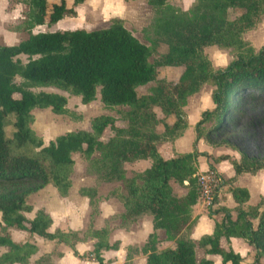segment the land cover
Listing matches in <instances>:
<instances>
[{"label": "trees", "instance_id": "16d2710c", "mask_svg": "<svg viewBox=\"0 0 264 264\" xmlns=\"http://www.w3.org/2000/svg\"><path fill=\"white\" fill-rule=\"evenodd\" d=\"M27 4L23 28L27 38L13 45H0V264H43L52 253L30 262L35 247L29 242L16 243L9 229L23 230L47 240H55L74 248L77 242L95 239L93 253L100 259L102 250L116 249L118 242L108 240V221L95 229L93 223L100 212L102 198L97 183L121 182L108 196L123 206V222L127 229L148 215L153 231L140 246L126 249L125 264H132L134 254L145 255L147 264H214L207 256L220 258L221 264H242L243 257L230 245V238L242 239L253 250V261L264 259V196L254 205H246L250 198L247 188L234 185L243 173L256 174L264 170V155L249 157L240 154L238 160L223 154L212 158L218 164L228 160L234 170L232 177L221 181L235 203L233 208L208 205V217L221 213L212 232L194 240L191 231L196 224L192 207L200 195L196 162L199 140L218 146L209 139L208 130L200 126L214 119L220 124L234 109L236 97L248 89L264 91V45L254 50L244 39L247 31L256 28L264 13V0H192L188 9L167 5L166 0H148L153 19L148 27L151 45L140 42L116 17L101 29L56 30L32 33L40 25H53L75 9L66 0L48 4V0H20ZM74 5L83 0H72ZM241 11L228 19L229 11ZM165 44L166 50L152 60V48ZM229 51L232 59L225 67L215 68L204 52L207 47ZM26 55L23 63L19 55ZM182 67L176 82L158 77L160 67ZM19 77L21 81L17 82ZM154 83L151 92L139 95L137 88ZM213 86L212 110H205L195 124L194 151L180 152L164 158L159 145L173 143L183 136L188 123L183 107L188 96L202 86ZM54 87L79 96L83 104L91 103L99 91L105 107L126 106L120 117L96 116L90 129L69 131L57 135L44 145L35 133L32 110L50 108L55 114H68L67 99L55 92H33L31 88ZM158 107L165 119L163 131L155 127L163 119L157 117ZM13 117L14 131L5 136L4 123ZM121 121V122H120ZM218 126V125H217ZM215 125L214 128L217 127ZM97 152L98 156L93 157ZM80 153L88 162V172L96 184L82 186L78 193L88 199L89 211L84 229L76 232L59 228L48 231L51 218L44 210H37L32 218L28 197L53 186L66 197L74 170L73 154ZM149 160V167L133 176H126L124 164ZM209 170L216 173L213 165ZM185 189L176 195L172 183ZM217 202L216 196L212 204ZM246 205V206H245ZM162 230L160 240L156 231ZM163 242L170 243L161 248ZM196 247L204 256L196 257ZM57 253L55 250L52 251Z\"/></svg>", "mask_w": 264, "mask_h": 264}, {"label": "rangeland", "instance_id": "374dc122", "mask_svg": "<svg viewBox=\"0 0 264 264\" xmlns=\"http://www.w3.org/2000/svg\"><path fill=\"white\" fill-rule=\"evenodd\" d=\"M54 1L57 0H48V4H51ZM166 3L167 5L186 10L191 5L192 0H166ZM66 5L75 9L74 16L66 15L53 25L36 26L31 30V32L37 33L56 30L101 29L107 27L111 23L112 18L118 17L122 19L123 26L128 29L140 42L147 46L151 45L150 40L152 35L150 32L148 33V27L153 19V9L148 3V0H83V2L78 5H74L72 0H66ZM26 10L27 4L20 0H0V45H8L9 43L13 45L14 43L11 41L17 43L27 38L29 31L23 28V22L25 21L24 12ZM240 13L241 11L238 10H230L227 13V18L233 19L239 16ZM7 38L8 40H6ZM243 39L254 50H258L262 45H264V13L262 14L260 22L256 28L244 33ZM165 50V44H159L156 46V48H152L153 55L150 60L157 56V54L163 53ZM204 52L207 54L215 68L225 67L232 59V55L229 51L219 50L214 46L205 48ZM20 58L23 63H26V55H21ZM182 71V67L164 66L160 67L158 77L170 82H176ZM16 81L19 82L21 80L19 77H17ZM153 86L154 83L140 86L137 88V93L139 95L148 94L151 92ZM31 90L33 92H39L43 90L46 92H55L60 95H64L67 99L66 108L71 112V115H68L55 114L50 108H35L32 110L34 121L31 124V127L37 135L43 138L44 145H46L49 140L54 139L57 135L69 131L91 130L90 121L93 117L111 116L113 118H119V111L127 110L126 106H116L110 108L105 107L100 101L99 91H97L95 100H93L91 103L83 104L79 96L54 87H35L31 88ZM212 90V85L205 84L201 87L198 93L187 97L186 104L183 107L188 123L187 129L185 130L183 136L177 139L175 144L174 142H167L168 144L166 145L168 146H165V143L160 144V154L166 156L173 154L174 156L176 153L194 151V127L197 121L201 118V113L205 110L210 111L214 107L211 100ZM154 112L157 117H163L158 107L154 108ZM13 121V117H7L5 119L4 130L6 137H10L14 131ZM165 121L167 120L165 117H163L161 122L155 127V131L157 133L163 131ZM167 122L169 123L170 121ZM215 125L218 126L214 128ZM200 129L203 132L208 130L209 139L218 146L213 147L203 139L198 141V151L204 152L207 155H199L197 157V175L201 176L205 175V173H212V171L209 170V165L211 164L214 167H218V170L215 168V171L219 176L232 177L234 170L228 160H224L218 163V166H216V164L212 162V158L226 154L231 158L238 160L240 158V154L242 153L253 158L262 157L264 155V91H258L257 89L244 90L236 97L233 111L223 118L220 124H215L214 119H210L209 121L203 123L200 126ZM92 155L93 157H97L98 153L94 152ZM72 156L75 164L73 173L71 175V184L73 180L74 188L79 189L83 185L86 187L95 185V176L88 172V162L84 159L83 155L80 153H74ZM147 161L150 163L149 160ZM146 166L147 164L143 162H126L124 164L126 176H133L135 173L144 170ZM261 182L264 183V170H259L254 175L243 173L238 177V183L236 182L235 185L243 187L245 186L250 193V199L246 205L256 204L261 196L264 195L262 192H260V190H258ZM172 185L176 195L179 196L185 193V189L179 187L175 182H173ZM96 186L97 194L102 198V200L110 199L114 203V205L110 204V208L108 209H113V214L111 216L116 217L108 221V228H119L120 224L124 220L120 215L123 212V206L115 197L108 196V194L115 187L123 188L122 183L118 181L100 182L97 183ZM53 191L55 193L54 189ZM214 195L217 198V202L213 204H207V201L199 199V201H203L202 206L198 207L201 209V213L206 212L207 214L208 205H211L212 207H234L235 203L231 198L230 193L227 191L226 185L223 183L220 191L218 190V192ZM34 199V195H30L27 199V202L33 203ZM33 213L34 212L32 211L31 213L27 214L29 217H32ZM193 216L194 214L192 213V217ZM220 217L221 213L214 214L212 216L214 219V221H212L213 224L215 221H218ZM105 220H103L104 224ZM94 224H96V219L93 223V226ZM206 224L208 225L207 222ZM14 231L15 229H9L8 231L9 236L14 242L27 241L36 243V241L33 239V236H27L26 234H21L20 236H16V238H14ZM158 233V238L160 240H164V232L161 230ZM169 244L170 243L166 242L161 245V248L166 247ZM232 247L235 251L242 255V264H250L253 261L254 250L243 240L239 239V242L234 244ZM6 250L7 247H1L0 253ZM195 251L198 260L204 256L203 251L198 247H196ZM90 253H93V246L90 250H87L83 256L86 258ZM34 257L35 255L31 256L30 261H33ZM207 257L212 259L214 264H221L219 257ZM137 263L144 264V260L139 259L137 260ZM260 264H264L263 258L260 260Z\"/></svg>", "mask_w": 264, "mask_h": 264}, {"label": "crops", "instance_id": "0c3cea01", "mask_svg": "<svg viewBox=\"0 0 264 264\" xmlns=\"http://www.w3.org/2000/svg\"><path fill=\"white\" fill-rule=\"evenodd\" d=\"M6 40H8V38ZM11 42L14 44L18 43L14 41ZM9 44L11 45V43ZM21 55H19V58ZM176 141L177 139L174 141V144L176 143ZM166 144L168 143H165V146H168ZM158 149L159 150L161 149L160 146L158 147ZM162 156L164 158H170L173 157V154L167 156L162 155ZM139 162L140 163L143 162L147 164L146 168L149 167L150 165V163H148L147 160L135 161V163H139ZM216 166L218 165L216 164ZM214 168L218 170L217 169L218 167H214ZM238 177L236 178L235 183L236 182L238 183ZM263 184L264 183L261 182L258 189L260 190V192H262V194H264ZM52 188L55 190V193ZM78 190L79 189L74 188L73 180H72L69 193L66 197L60 196L57 193L56 189L51 185H47L44 189L31 194L34 195L35 198L33 203H29L32 206V211L34 212L33 216L37 210H44L46 213H48L52 221L48 228V231L50 232H54L56 229L59 228L70 229L76 232L82 231L86 224V216L89 211V205H88V199L86 197L80 196ZM110 204L114 205L113 201H111L110 199L102 200L100 202L99 205L100 213L96 217V224H94L95 229H99L103 227L104 226L103 220L109 218L113 214V209L111 210L108 209L110 208L109 207ZM202 204L203 202L198 200L197 204H195L192 207V211H191L194 214L193 218L196 219V224L191 231V237L194 240L198 239L203 234L211 233L214 226L212 222L214 221V219L208 217V214H206V212L201 213V209L198 208L199 206H202ZM26 216L29 217L28 214ZM206 222L208 223V225L206 224ZM109 228L110 231H109L108 240L110 243H113L115 241L118 242V247L116 249L102 250L100 254L101 260H96V262H92V264H125L127 247L142 246L146 242L148 235L153 231L151 217L148 215L144 216L143 218L138 220L137 223L132 224L127 229L120 227L119 228L109 227ZM159 231L161 230L156 231L157 235L159 234L158 233ZM21 234H26L27 236H33L34 241H36V243L29 242L33 244L35 247V252L31 255V256L35 255V257L33 261H30L31 263H33L35 260L39 259L41 256L45 254L52 253V256L50 257L49 261L44 262L43 264H81L86 259L83 256V254L87 250H90L92 246L94 247V243L96 242L95 239L90 238L84 242H77L74 245V248H72L63 244H56L55 240H47L36 234H30L23 230H15L13 232L14 238H16V236H20ZM20 242L21 241H17L16 243H20ZM238 242H239V238H233V237L230 238L231 247L234 246V244H237ZM164 243L166 242H163V244ZM54 250L57 253L54 254V252H52ZM139 259L141 260L143 259L144 264H147L145 255H143L141 252L133 255L131 259L132 264H141V263H137V260Z\"/></svg>", "mask_w": 264, "mask_h": 264}, {"label": "built area", "instance_id": "2783aa9c", "mask_svg": "<svg viewBox=\"0 0 264 264\" xmlns=\"http://www.w3.org/2000/svg\"><path fill=\"white\" fill-rule=\"evenodd\" d=\"M198 183L200 188L199 199H203L204 201H207V204H211L212 199L215 196L214 194H216L218 190L220 191V188L222 187L220 176L214 172L205 173V175L198 176ZM96 260L97 258L95 254L90 253L81 264H92V262H96Z\"/></svg>", "mask_w": 264, "mask_h": 264}]
</instances>
